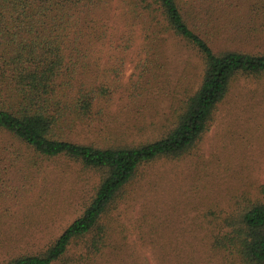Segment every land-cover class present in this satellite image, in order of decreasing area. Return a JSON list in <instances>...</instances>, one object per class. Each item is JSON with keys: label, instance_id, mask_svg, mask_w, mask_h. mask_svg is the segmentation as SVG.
<instances>
[{"label": "rangeland", "instance_id": "rangeland-1", "mask_svg": "<svg viewBox=\"0 0 264 264\" xmlns=\"http://www.w3.org/2000/svg\"><path fill=\"white\" fill-rule=\"evenodd\" d=\"M100 3L90 9L93 32L82 31L87 54L76 86L103 84L107 93L99 96L92 118L79 121L72 135L100 145L152 140L166 129L172 107L198 88L204 62L170 33L162 39L158 61L151 62L156 51H148L143 29L150 18L139 0ZM214 40L264 51L263 35ZM30 161L37 164L32 177L28 169L17 170ZM0 163L3 264L20 253L40 251L59 236L89 203L99 174L63 156L39 158L1 130ZM263 183L264 74L232 83L209 130L189 153L143 164L105 218V249L74 264H239L213 242L227 230L224 218L237 213L243 197H255ZM74 253H79L76 244L68 255Z\"/></svg>", "mask_w": 264, "mask_h": 264}, {"label": "trees", "instance_id": "trees-1", "mask_svg": "<svg viewBox=\"0 0 264 264\" xmlns=\"http://www.w3.org/2000/svg\"><path fill=\"white\" fill-rule=\"evenodd\" d=\"M102 1L0 0V130L39 158L63 156L99 174L89 203L59 236L44 249L20 253L3 264L92 260L107 244L105 218L117 208L141 166L189 153L209 130L232 83L264 74V51L231 48L214 40L264 36V0H139L150 18L143 21V29L148 51H156L151 62L158 61L162 39L170 33L200 54L201 82L172 107L166 129L152 140L79 142L72 135L74 127L92 118L96 101L107 93L103 84L76 86L87 54L82 31L86 27L93 32L90 9ZM36 165L30 161L17 170L28 169L32 177ZM224 226L227 230L215 237L214 246L239 264H264V183L255 197H243L237 213L224 218ZM75 244L78 255H68Z\"/></svg>", "mask_w": 264, "mask_h": 264}]
</instances>
